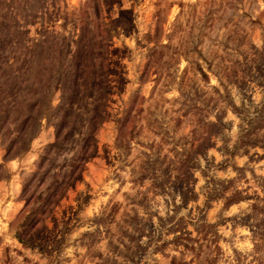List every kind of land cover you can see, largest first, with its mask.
I'll return each instance as SVG.
<instances>
[{"label": "rangeland", "instance_id": "374dc122", "mask_svg": "<svg viewBox=\"0 0 264 264\" xmlns=\"http://www.w3.org/2000/svg\"><path fill=\"white\" fill-rule=\"evenodd\" d=\"M0 264H264V0H0Z\"/></svg>", "mask_w": 264, "mask_h": 264}]
</instances>
